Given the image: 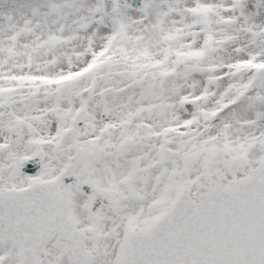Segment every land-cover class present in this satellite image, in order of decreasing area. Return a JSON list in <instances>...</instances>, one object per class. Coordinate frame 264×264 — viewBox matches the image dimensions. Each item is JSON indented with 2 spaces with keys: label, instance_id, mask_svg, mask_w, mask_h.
<instances>
[{
  "label": "snow or ice",
  "instance_id": "snow-or-ice-1",
  "mask_svg": "<svg viewBox=\"0 0 264 264\" xmlns=\"http://www.w3.org/2000/svg\"><path fill=\"white\" fill-rule=\"evenodd\" d=\"M0 264H264V0H0Z\"/></svg>",
  "mask_w": 264,
  "mask_h": 264
}]
</instances>
